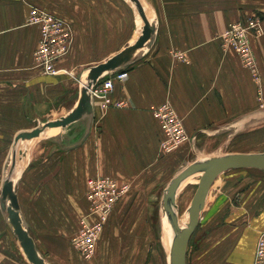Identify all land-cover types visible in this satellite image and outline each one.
<instances>
[{
    "label": "crops",
    "instance_id": "1",
    "mask_svg": "<svg viewBox=\"0 0 264 264\" xmlns=\"http://www.w3.org/2000/svg\"><path fill=\"white\" fill-rule=\"evenodd\" d=\"M140 2L146 20H154L155 35L141 58L123 68L125 80L115 82L110 92L127 107L102 109L92 100V116L62 129L59 139L56 133L52 143L44 142L47 147L33 146L34 140L19 147L26 151L17 159L24 162L17 176L19 210L46 264H163V249L159 256L151 238V212L160 208L169 181L194 161L264 153L241 145L229 152L225 139L217 146L213 141L228 131L234 137L255 131V123L264 121V0ZM32 7L70 25L69 52L54 63L66 73L49 76L36 66L40 31L26 22ZM253 14L261 16L263 28V35L250 41L258 85L239 57L222 49L220 37L230 23ZM138 24L126 0H0V189L15 136L69 113L78 100L80 78L132 45L140 35ZM163 103L182 118L188 136L169 154L160 152L164 134L153 114ZM98 176L127 190L87 260L71 239L83 219L91 220L86 194ZM262 231L264 171H224L188 240L186 264H252ZM12 234L0 210V264H30Z\"/></svg>",
    "mask_w": 264,
    "mask_h": 264
},
{
    "label": "water",
    "instance_id": "2",
    "mask_svg": "<svg viewBox=\"0 0 264 264\" xmlns=\"http://www.w3.org/2000/svg\"><path fill=\"white\" fill-rule=\"evenodd\" d=\"M128 1L136 16L141 20L140 35L132 44L109 59L87 69L79 81V95L74 108L65 116L59 119L47 121L37 125L30 131L20 132L14 138V145L11 150L9 170L2 181L0 189V210L9 225L12 235L17 239L26 259L30 264H46L39 255L37 247L29 236L19 210L17 200V188L19 179H13L17 159L24 158L26 151L19 149V145L43 136L45 131L52 129H65L80 120L92 116V98L90 90L98 83V80L105 75L121 70L135 61L139 60L143 53L153 43L155 35V23L152 18H147V13L140 0ZM57 139L60 135H56ZM256 169L264 171V153L255 154H224L213 156L203 160L194 161L182 169L168 183L161 198V211L171 232V241L168 248V264H186L188 240L196 230L201 212L204 208L206 198L211 186L219 175L230 170ZM199 175L195 192L187 206L184 214L187 216L186 225L179 226V209L176 204L177 194L184 181L188 178Z\"/></svg>",
    "mask_w": 264,
    "mask_h": 264
},
{
    "label": "built area",
    "instance_id": "3",
    "mask_svg": "<svg viewBox=\"0 0 264 264\" xmlns=\"http://www.w3.org/2000/svg\"><path fill=\"white\" fill-rule=\"evenodd\" d=\"M27 24L39 27L40 37L34 52V61L45 74L57 75L62 70L55 69L54 63L67 55L70 48L72 30L70 25L51 15L50 13L32 7L27 15ZM221 36V46L224 50L234 51L241 59L243 65L249 68L252 77L257 75V67L251 55L250 39H258L263 35V28L258 20L249 19L245 22H237L227 26ZM66 73V72H65ZM126 78L124 69L114 71L98 80V83L90 90L92 100H96L102 109L109 107L121 108L125 103L111 98L110 92L115 82H122ZM253 78V79H254ZM159 120L164 134V140L160 144L162 154L171 153L188 140V136L181 123L170 106L157 107L153 111ZM96 182V183H95ZM95 186V187H94ZM94 187V189H93ZM93 193L89 196L92 220L83 219L81 229L71 239V245L83 256L84 259H92L95 245L102 228L107 220L114 201L124 195L127 187H117L111 181L97 180L92 183ZM98 202L93 203L92 197ZM252 264H264V231L257 240Z\"/></svg>",
    "mask_w": 264,
    "mask_h": 264
},
{
    "label": "rangeland",
    "instance_id": "4",
    "mask_svg": "<svg viewBox=\"0 0 264 264\" xmlns=\"http://www.w3.org/2000/svg\"><path fill=\"white\" fill-rule=\"evenodd\" d=\"M249 19H255V20H258L262 26V18L260 15H257V14H253V15H250L248 17H245L244 19L242 20H239L237 22H245ZM237 22H233V23H230L229 25L231 24H234V23H237ZM228 25V26H229ZM253 39V38H252ZM251 41V39H250ZM249 41V43H250ZM222 47V46H221ZM70 49V48H69ZM231 50V49H230ZM250 50H251V55H252V58L255 62V66L257 67V61H256V58H255V55L253 53V50L250 46ZM232 51V50H231ZM234 52V51H233ZM235 53V52H234ZM236 54V53H235ZM237 55V54H236ZM66 56V55H65ZM238 56V55H237ZM239 57V56H238ZM178 58L179 59H182L181 56L178 55ZM241 63L243 62L242 59L239 57ZM244 63V62H243ZM242 63V65H243ZM243 67L245 69H247L249 72L251 71L249 68L245 67L243 65ZM257 75H255V78L252 77V73H250L253 81H255V84H259V71H258V67H257ZM43 74H45V72H43V70H41ZM49 76H56V75H51V74H47ZM58 75V74H57ZM113 99V98H112ZM116 101H122L123 103H125L124 107H121V108H116V109H123V108H126L127 107V103L124 101V100H120V99H114ZM164 105H168L171 107V109L173 110V112L176 114V116L179 118V120H181V123L183 125V121H182V118H180L178 116V114L176 113V111L174 110V108L169 104V103H163L161 105H159L158 107H163ZM109 108H112V107H109ZM115 108V107H113ZM159 121V120H158ZM43 124V123H42ZM184 127V125H183ZM61 129H59L57 131V134L60 135L61 133ZM56 134V135H57ZM55 135V136H56ZM234 134L232 133V131H228L226 133V136H220V137H216V138H213L214 140V146H217L219 144H221L223 142V140L225 139L227 141V151L231 152L233 149H238L240 148V145L243 146V149L246 150V151H253V152H264V121L262 122H258V123H255V131H243L239 134H237L236 137L233 136ZM54 135H50V136H42L38 139H35L34 141H32V144L33 146H35L36 143H39V146H45L47 147V145L49 144H44L45 141H50L51 143L55 140V137ZM237 147V148H236ZM21 150L23 151L24 149L21 148ZM165 154H169V153H165ZM181 168V167H180ZM198 178L199 176H195L193 177L192 179V182L191 183H188L184 186V191H181L179 192L177 195L178 199H177V207H179V213L180 214H183L187 208V205L185 206V200H187V198H189L190 194L193 193L196 189V186L198 184ZM97 180V182H101V181H111V183H114V185H116L117 187H122L123 185H120L117 181H115L114 179L112 178H107V177H102V176H98V177H94L90 180L89 182V189H88V192L86 194V199H87V202H88V214L86 217H89V219L92 220V218L90 217H93L91 215V211H90V205L92 204V202H90L89 200V196H91V192L93 193V189H92V183L93 181ZM96 183V182H95ZM124 196V195H123ZM119 197L117 199V201H114L113 205L111 206V210L109 212V215L107 217V220L108 218L110 217L114 207L116 205H118L121 200H122V197ZM92 200H93V203L96 204V202H98V200L96 199V197H92ZM151 217H152V220H153V228H152V236L151 238L154 239V248L157 247L158 249V254L160 256V250L161 248L163 249V264H168V258H167V254H168V248L166 246V241H165V237H164V227H161L162 224H163V215H162V211H161V207L159 208L158 205H156V208H155V211L151 212ZM106 220V222H107ZM105 222V223H106ZM161 224V226H160ZM105 225V224H104Z\"/></svg>",
    "mask_w": 264,
    "mask_h": 264
},
{
    "label": "bare ground",
    "instance_id": "5",
    "mask_svg": "<svg viewBox=\"0 0 264 264\" xmlns=\"http://www.w3.org/2000/svg\"><path fill=\"white\" fill-rule=\"evenodd\" d=\"M147 16H148V13H147ZM138 23H139L138 25L141 24L139 18H138ZM57 131H58V129L47 130V131H45V133L43 134V136L46 137V136H50V135H55L57 133ZM27 145H28V143H27ZM19 147H21V145H19ZM23 163L24 162L22 160H20V161L17 160V162H16V166L17 167H15V171H14L13 176H12L13 179L17 178V176H18V174L20 172V169L23 166ZM195 176H199V175L197 174ZM195 176H192V177L188 178L186 181H184L183 184L181 185L179 191L181 189H183V187L186 184L191 183L192 180H193L192 178L195 177ZM209 199H210V197H209ZM163 221H164L163 222V227H164V234H165L164 237H165V241H166V246H167V248H169L170 241H171V232H170V228L167 225V222H166L165 218H163ZM186 223H187V216H186V214H184V213L183 214H180L179 213V226L181 228H183L186 225Z\"/></svg>",
    "mask_w": 264,
    "mask_h": 264
}]
</instances>
